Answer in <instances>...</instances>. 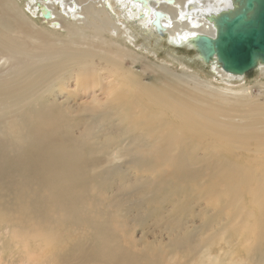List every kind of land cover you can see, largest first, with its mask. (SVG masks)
I'll list each match as a JSON object with an SVG mask.
<instances>
[{"label":"bare ground","instance_id":"1","mask_svg":"<svg viewBox=\"0 0 264 264\" xmlns=\"http://www.w3.org/2000/svg\"><path fill=\"white\" fill-rule=\"evenodd\" d=\"M243 3L244 0H0V113L14 107L13 102L30 99L35 91L46 102V108H39L38 114L43 113L49 120L53 101L62 96L60 90L53 98V80L63 77L58 72L75 61L78 97L92 98V102L102 98L104 105L122 110L123 122L126 124L127 119L136 134L131 144L137 159L161 162L169 174H187V162L178 157H186V151L175 147V139L196 134L210 136L209 146L220 154L222 168L233 166L230 161L238 158L232 151L247 147L253 138L247 136L248 128L224 124L218 116L249 106L251 102L243 101L248 87L229 84L244 75L226 72L216 56L204 60L195 43L200 35L215 37L214 20L221 15L235 16ZM156 11L166 14L162 21L166 37L160 36L153 25ZM45 14L50 17L45 18ZM38 17L47 26H40ZM23 32L34 43L40 42L39 52L24 40ZM66 40L70 41V49L53 44ZM164 43L193 50L192 61L197 69L209 78L219 79L220 85L185 70L178 73L168 65L156 64L140 52L150 50L156 55L155 50ZM168 57L178 63L169 54ZM137 66L156 73L159 85L145 82ZM256 69L264 72V63L258 61ZM178 94L185 101L178 99ZM106 139L108 144L120 143V135H108ZM67 141L65 134L46 123L31 129L23 123L10 124L4 131L0 136V224L12 205L18 212L15 223L20 227L24 219L47 216L53 208H61L64 218L83 217L84 210L78 209V203L84 198V165L88 157L84 149L74 148ZM211 186L228 188L219 179ZM94 225L99 246L79 250L81 259L105 258L111 264L147 262V256L143 259L133 247L113 245L114 233L107 225ZM20 227L13 232L16 241L26 240L29 235ZM55 235L62 238L59 227Z\"/></svg>","mask_w":264,"mask_h":264},{"label":"rangeland","instance_id":"2","mask_svg":"<svg viewBox=\"0 0 264 264\" xmlns=\"http://www.w3.org/2000/svg\"><path fill=\"white\" fill-rule=\"evenodd\" d=\"M36 20L40 26H47L39 17ZM23 34L39 52L40 42L36 44ZM53 44L70 49L67 40ZM160 47L156 55L150 50L140 52L156 64L168 65L178 73L185 70L220 85L219 79L197 69L193 50L172 48L167 43ZM168 54L178 63L168 59ZM77 67L75 61L67 63L58 72L64 76L54 78L53 98L60 90L62 96L53 101L49 120L38 114L39 108H46V102L34 91L30 99L13 102L14 107L0 113V136L10 124L23 123L31 129L46 123L65 134L67 144L84 149L87 183L84 198L78 203L84 215L64 218L61 208H53L47 216L24 219L20 227L15 223L18 212L11 198L12 207L0 224V264H111L105 258L79 257V250L99 246L94 223L107 225L114 233L113 245L133 247L143 259L147 256L145 264H264V72L256 69L243 79H233L229 84L248 87L243 101L251 104L239 111L229 108L218 116L224 124L248 128L247 136L253 138L247 147L232 151L238 158L230 161L234 165L220 166V154L209 146L210 136L181 135L175 139V147L186 151V157H178L187 162L188 171L169 174L161 162L137 159L131 144L136 134L127 119L126 124L123 122L121 109L104 105L102 98L92 102V98L78 97L74 81ZM137 71L143 73L145 82L159 85L156 73L140 66ZM177 98L185 101L179 94ZM176 134L172 133V138ZM108 135H120V143L108 144ZM217 179L228 188L212 187ZM16 227L29 234L26 240L13 239ZM58 227L59 239L55 235Z\"/></svg>","mask_w":264,"mask_h":264},{"label":"water","instance_id":"3","mask_svg":"<svg viewBox=\"0 0 264 264\" xmlns=\"http://www.w3.org/2000/svg\"><path fill=\"white\" fill-rule=\"evenodd\" d=\"M165 18L162 11L155 12L153 25L162 37H166L162 25ZM214 23L216 36L200 35L195 43L204 60L210 61L216 56L226 72L236 75H247L254 71L258 61L264 63V0H244L235 16L221 15Z\"/></svg>","mask_w":264,"mask_h":264}]
</instances>
